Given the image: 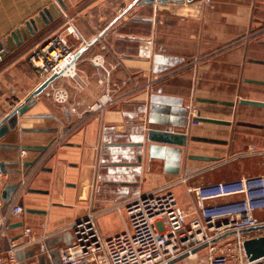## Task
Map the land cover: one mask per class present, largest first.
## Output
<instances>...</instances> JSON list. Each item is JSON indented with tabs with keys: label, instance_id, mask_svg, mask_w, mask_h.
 Returning a JSON list of instances; mask_svg holds the SVG:
<instances>
[{
	"label": "crops",
	"instance_id": "1",
	"mask_svg": "<svg viewBox=\"0 0 264 264\" xmlns=\"http://www.w3.org/2000/svg\"><path fill=\"white\" fill-rule=\"evenodd\" d=\"M62 1L66 8L58 0H0L4 58L0 62V120L23 105L44 82L29 63L31 52L68 27L78 35L69 34L68 40L88 89L78 91L66 78H57L53 84L69 91L71 104L101 95L106 88L98 84L101 79L110 81L115 95L127 96L103 115L80 123L77 115L47 97L45 89L18 116L16 126L0 139V163L6 168L0 181L3 210L12 203L29 165L54 139L74 129L22 194L25 209L40 212L24 211L10 225L2 255L12 241L22 243L24 229L30 227L34 241L18 249L20 264H56L59 247L73 241L71 226L89 213L103 212L96 222L108 238L123 233L128 225L124 208L120 213L113 207L140 193L169 187L187 209L190 186L264 175V155L252 153V147L264 148V107L239 103L240 99L264 102V85L245 81L264 82V64L252 62L264 61V0H212L205 10L195 2ZM43 11L51 18L45 13L44 19ZM245 37L246 41L238 42ZM94 57L103 60L110 77L93 64ZM181 66L187 67L155 81ZM138 86L143 88L135 90ZM165 110L173 117L168 127L158 124ZM198 112L231 125L193 122ZM239 121L263 126L247 127L238 125ZM151 128L186 133L189 144L179 158L162 145L155 146L151 155L147 141ZM193 136L223 142L192 141ZM22 152L27 153L24 158ZM114 214L123 224L103 232L101 219ZM258 215L264 217V213Z\"/></svg>",
	"mask_w": 264,
	"mask_h": 264
},
{
	"label": "built area",
	"instance_id": "2",
	"mask_svg": "<svg viewBox=\"0 0 264 264\" xmlns=\"http://www.w3.org/2000/svg\"><path fill=\"white\" fill-rule=\"evenodd\" d=\"M210 2L203 0L198 8ZM69 34L78 36L72 27L53 35L31 52L29 63L44 81L58 75V78L70 79L78 91H86L89 82L79 73ZM2 52L3 49L0 50V62L4 59ZM92 62L105 71L107 78L110 77L111 70L100 57H94ZM179 70L181 68L157 77L155 81ZM98 84L106 86L101 95L76 104H71L69 91L61 86L51 83L45 92L47 97L77 115L83 123L95 115H103L108 107L127 96L115 95L110 81L101 79ZM142 88L138 86L135 90ZM73 129L54 139L48 150L36 160L6 210H3L0 187V264H20L18 249L34 241L33 230L27 227L22 243L12 241L2 255L3 241L9 237L10 225L24 213L20 204L22 194L44 167L51 152ZM252 153L264 155V148L252 147ZM26 154L22 152V158ZM187 193L190 196L189 211L181 206L169 187L143 192L124 204L115 205L113 209L120 213L124 208L128 225L123 233L108 238L102 235L96 222L103 212L89 213L71 226L73 241L59 247L60 260L56 264H179L198 261L200 264H264V256L249 260L244 248L245 241L264 237V217L258 215L264 213V175L190 186Z\"/></svg>",
	"mask_w": 264,
	"mask_h": 264
},
{
	"label": "water",
	"instance_id": "3",
	"mask_svg": "<svg viewBox=\"0 0 264 264\" xmlns=\"http://www.w3.org/2000/svg\"><path fill=\"white\" fill-rule=\"evenodd\" d=\"M197 0H141L139 2L140 5L142 4H149V3H161V4H168V3H193ZM58 2L63 5L64 8H66L64 2L62 0H58ZM51 18V15L48 11H43L41 13L42 17L45 19L44 14ZM31 24L34 25V22L31 21ZM29 26V24H28ZM35 27V25H34ZM36 28V27H35ZM3 49L2 44L0 43V50ZM77 58V57H76ZM252 62L255 63H261L264 64V61L260 60H252ZM59 76L53 75L46 79L29 97L25 100L23 105H20L16 108H14L10 113L2 117L0 120V139H2L5 135L11 131L17 123L18 116L23 115L30 107L31 102L35 100L45 89L49 87L51 83H53ZM245 81L253 84H259L264 85L263 81L253 80V79H246ZM202 102L206 103H215V104H223L234 107L236 105L235 102H228V101H218V100H212V99H199ZM240 104L249 105L253 107H264V102L261 101H255L251 99H240ZM166 115H162L160 119H158V124L163 126H170L171 125V118L170 115L163 111ZM188 114V111H186V115ZM193 122H202V123H210V124H218V125H231V122L220 120V119H214L209 117H203L200 112L197 113L192 119ZM238 125H243L247 127H262L263 125L251 123V122H244L239 121L237 122ZM183 126L185 127L186 124L184 123ZM190 140L192 141H202V142H208V143H222L223 141L211 139V138H204V137H197L193 136L190 137ZM147 141L150 143V154L153 155V151L157 149L158 145L164 146V150L167 151V153L170 154V152L177 153V158L180 157V154L182 152V148H185L189 144V138L186 133L181 132H173L169 129H155L151 128L147 132ZM172 147H176V149H173ZM47 148L44 149V152H46ZM163 150V149H162ZM43 152V153H44ZM190 158L193 159H199L204 161H216L218 159L212 158V157H203V156H191ZM38 159V158H37ZM36 160L29 165L30 168H32L35 164ZM0 170L2 173L6 172L5 164L0 163ZM36 193H41L42 191L33 190ZM21 206L23 207L24 211L26 213H32V212H40V211H34L31 209H25L23 202H20ZM44 213V212H43ZM12 226V225H11ZM17 226V225H14ZM18 226H23V223H19ZM244 248L246 252V256L249 260H255L261 256H264V237L249 239L245 241Z\"/></svg>",
	"mask_w": 264,
	"mask_h": 264
},
{
	"label": "rangeland",
	"instance_id": "4",
	"mask_svg": "<svg viewBox=\"0 0 264 264\" xmlns=\"http://www.w3.org/2000/svg\"><path fill=\"white\" fill-rule=\"evenodd\" d=\"M196 2H197V4H196ZM202 2H203V0H197V1H195V4H194V5H196V6L198 7L199 5H201ZM193 3H194V2H193ZM212 4H213V3H212V0H211L210 4L205 5L204 7H199L198 9H200V10H205V9L211 7ZM196 6H195V7H196ZM239 40H241V38H240ZM185 67H187V66H181L180 68L183 69V68H185ZM180 68H179V69H180ZM173 71H174V70H173ZM173 71H169L168 73H171V72H173ZM213 108H214V107H213ZM204 146L207 147V148H211V147H212V146H209V145H204ZM190 206H191V205H190V203H189L188 208H187L186 210L189 211ZM120 224H123L122 219H121L119 216H117L116 214L111 215V216H109V217H107V218H103V219H101V221H100V227H101V229H102L103 232L113 231V230H115L116 226H118V225H120ZM179 264H200V263H199V261H198V263H196V262H181V263H179Z\"/></svg>",
	"mask_w": 264,
	"mask_h": 264
},
{
	"label": "bare ground",
	"instance_id": "5",
	"mask_svg": "<svg viewBox=\"0 0 264 264\" xmlns=\"http://www.w3.org/2000/svg\"><path fill=\"white\" fill-rule=\"evenodd\" d=\"M195 259V257H193Z\"/></svg>",
	"mask_w": 264,
	"mask_h": 264
}]
</instances>
